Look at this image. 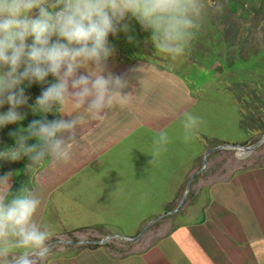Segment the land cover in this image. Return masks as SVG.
<instances>
[{
    "label": "rangeland",
    "instance_id": "1",
    "mask_svg": "<svg viewBox=\"0 0 264 264\" xmlns=\"http://www.w3.org/2000/svg\"><path fill=\"white\" fill-rule=\"evenodd\" d=\"M84 54L150 58L151 73L138 62L129 83L141 80L137 94L148 87L170 104L158 100V113L149 108L135 129L125 113L105 118L90 155L82 151L90 128L69 127L74 112L57 93L64 79L81 82L65 64H83ZM36 99L49 102L53 127L43 124L42 107L28 113ZM263 136L264 0H0V264H88L79 254L88 241L135 237L179 206L181 193L171 202L208 150L254 147ZM65 142L73 145L67 153ZM208 157L178 216L161 218L138 241L111 238V251L140 250L177 217L195 222L211 192L222 195L220 184L198 189L264 163V141Z\"/></svg>",
    "mask_w": 264,
    "mask_h": 264
},
{
    "label": "crops",
    "instance_id": "2",
    "mask_svg": "<svg viewBox=\"0 0 264 264\" xmlns=\"http://www.w3.org/2000/svg\"><path fill=\"white\" fill-rule=\"evenodd\" d=\"M68 51L77 53L75 50ZM83 56L88 57L83 64L79 63L81 58L72 59L71 62L67 59L69 64H65L70 69L68 77L77 78L81 82H65L64 79L57 93L69 102L70 109L74 112V119H71L69 127L76 130L80 128L81 131L85 127L90 128L82 133L92 135L90 142L83 146L84 153L89 154L91 150L95 153V149L101 146L103 135L100 130L105 118L125 113L124 116L134 119L135 129L143 121L138 119L143 115L147 117L149 108L153 107L155 115L158 113L154 111L158 100L160 104L170 106L169 98H165L168 102L166 104L163 97H153L148 87L137 94V83L142 85L141 80L135 83V79V82L129 83L132 69L139 68L138 62H144L148 72L144 74L151 73L148 67L152 69L154 65L151 62L148 64L150 58H136L135 62H129L126 57L121 61H106L87 54ZM76 115H80V118ZM145 125L147 129L150 128L147 121ZM71 128L64 134V138L73 132ZM72 146L71 142H65L64 153L71 150ZM23 152L24 149L21 153ZM205 169L200 168L197 175ZM239 172L240 170L228 179L216 180L198 189L200 191L209 186L213 189L220 184L222 195L212 191L205 213L195 222H180L177 217V222L171 223L165 234L140 250L125 255L111 251L109 242L101 244L102 247L97 249H84L79 254L85 256L88 264H264V163L246 168L241 175ZM236 174H239V180H236ZM186 182L187 179L182 186L184 190L176 194L178 197L172 204L178 203L180 193L183 200L188 186ZM182 209L183 205L175 212L176 216ZM102 235L107 237L110 234ZM92 243L97 242L93 240ZM72 264L80 263L72 260Z\"/></svg>",
    "mask_w": 264,
    "mask_h": 264
},
{
    "label": "water",
    "instance_id": "3",
    "mask_svg": "<svg viewBox=\"0 0 264 264\" xmlns=\"http://www.w3.org/2000/svg\"><path fill=\"white\" fill-rule=\"evenodd\" d=\"M263 141H264V136L262 137V139L260 140V142H259L257 145H255L254 147H249V146H246V145H243V144H223V145H220V146H218V147L211 148L210 150H208V151L206 152V154H205V156H204V167H203V170L206 168V166H207V164H208V156H209V154L212 153V152H214V151L222 150V149H225V148L235 149V150L240 151V152L251 151V150H254L256 147H258L259 145H261V144L263 143ZM203 170H202V171H203ZM196 175H197V173L194 174V175L191 177V179H190V181H189V183H188L187 189H186L185 196H184V198H183V200H182V203H181L178 207H176L175 209H173V210H171V211H169V212H167V213L161 215V216L158 217V218L153 219V220H152V221H151V222L145 227V229H144L139 235H137V236H135V237H129V236H124V235H109V236L103 238L102 240H98V241H94V242H97V243H100V244H105V243L108 242L111 238H113V237H118V236H120L122 239H125V240H128V241H138V240H140V239L143 237V235L147 232V230L149 229V227H150L152 224H154L155 222H157L158 220H160L161 218H163V217L166 216V215L173 214V213L177 212V211L181 208V206L183 205V203H184L185 200H186V194L189 193V190L191 189V184H192L193 179H194V177H195ZM88 242H93V241H88ZM71 243H75V242H71ZM53 245H55V243L52 244V245H50L49 247H47V248H45V249H42L41 251H37V252H33V253H45V252H47V251H48ZM31 253H32V252H31ZM29 254H30V253L26 254V256H25L24 258H26ZM21 260H22V259H21ZM21 260H19V261L16 262L15 264H18Z\"/></svg>",
    "mask_w": 264,
    "mask_h": 264
},
{
    "label": "trees",
    "instance_id": "4",
    "mask_svg": "<svg viewBox=\"0 0 264 264\" xmlns=\"http://www.w3.org/2000/svg\"><path fill=\"white\" fill-rule=\"evenodd\" d=\"M53 100L51 99V102H52ZM41 104H43V106H39L38 105V99H36L35 101H32V103L29 105V114L30 115H34V114H36V112H37V110L39 109V108H41V109H43L45 112H44V120H43V124H45L46 125V127H48V126H51V127H53L52 126V124H51V121L53 120V118H54V114H53V112L51 111V109H50V104H49V102H46V103H41ZM57 107L59 108V103H57ZM53 129V128H52ZM53 131H54V129H53ZM260 141V140H259ZM246 144H248V142H246V143H244V145H246ZM176 208V207H175ZM175 208H169L167 211L169 212V211H171V210H173V209H175ZM140 233H138L137 235H139ZM136 235V236H137ZM87 247H90V248H92V249H97V248H100V247H102V245L101 244H99V243H92V245H90V246H87Z\"/></svg>",
    "mask_w": 264,
    "mask_h": 264
}]
</instances>
